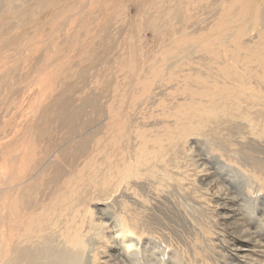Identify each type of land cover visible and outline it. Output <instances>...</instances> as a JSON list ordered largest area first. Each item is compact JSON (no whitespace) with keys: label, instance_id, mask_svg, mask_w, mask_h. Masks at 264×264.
I'll use <instances>...</instances> for the list:
<instances>
[{"label":"rangeland","instance_id":"rangeland-1","mask_svg":"<svg viewBox=\"0 0 264 264\" xmlns=\"http://www.w3.org/2000/svg\"><path fill=\"white\" fill-rule=\"evenodd\" d=\"M75 1L78 3L81 0H58L56 10L43 9V17L39 21L52 19L54 24L61 22L75 10L77 6ZM118 1H123L118 8L121 9L120 17L123 15L122 18L126 19L124 24L131 23L125 28L131 29L133 26L132 29L138 32L135 38L125 36L122 40L121 38L113 39L116 42L111 41L113 45L108 46L111 52L103 55L106 58L105 61L110 62L111 65L109 63L102 65L100 69L104 71L107 79H112L113 84H110L109 88L111 94L106 93L108 97L100 100V105L102 103L103 109L111 113L115 112L118 119L123 117L121 111L131 112L134 120L127 121L126 124L129 127L124 124L125 122H121L120 124L123 125L117 126V135L121 137L122 133L129 134L128 140L129 137L139 134V137L146 136L143 140L145 143L137 144L131 152L137 154L141 148L147 146L148 159L143 161L140 175L138 173L135 178L131 176L123 181L118 200L104 209L101 214V218L106 223L105 235H111L113 232L114 235L121 229L120 218L126 217L131 221L132 231L136 233V254L130 257L124 250L117 247L112 255L106 253L109 258H104L103 261L106 264H264V40L256 41L255 44L252 43L246 47L244 38L246 39L247 36L241 38L236 35V38L228 43L231 48L226 46L227 49L223 45L221 47V44L215 48L207 41L206 37H209L211 32L208 29L209 33H205L206 35H203L199 41L203 52H195L194 56L186 58L187 60L182 58L180 63L178 60L179 66L182 64L181 67L164 69L167 61L159 56L158 51L162 49H157L165 38L160 36L164 27H160L155 19L150 23L151 25L145 20L149 15L147 7L155 6L157 0H143V4L135 3V0L134 2L132 0ZM159 1L163 3L164 0ZM202 1H199L201 2L199 9L197 1L194 0H188V6L183 4L189 17L193 15L192 11L198 16V20L188 21L187 31L199 20L205 21L207 14L205 7H208L209 0L207 2L204 0L203 3ZM115 5L117 0L115 3L110 0L106 6H103L105 8H102L104 11H101L100 16L107 12L108 7L112 8ZM241 5L244 4L241 2ZM211 6V10L214 11L215 5ZM172 7L164 13H169ZM143 8L145 10L141 11ZM183 8H181L182 12ZM92 12L95 11L89 10L86 13L92 14ZM218 22L220 23L219 20ZM39 26V29L46 27L45 24ZM167 27L170 32L173 25L169 23ZM25 29L30 30L31 27ZM36 29L38 28L33 31L37 32ZM43 33L45 36L53 35L45 31ZM256 33L257 30L249 36L253 38ZM188 35H182V41L178 43V47H186L191 43L198 44L196 38L194 42L193 38L186 37ZM45 36L32 38L41 41L40 38ZM84 41L74 38L68 42L69 52L64 54L66 63L58 60L59 55L50 56V58H56V65L52 63L53 65L47 68L54 80L58 81L64 77V70H68L70 60L78 61L76 58L73 59L72 53L73 50L83 47ZM129 41H132L129 43L131 47L133 46L132 48L128 45ZM22 43L24 47L19 48L20 58L17 59L12 58L14 54L12 51L7 53L4 49L1 54L0 50L2 55L0 59L3 58L5 62L9 60L8 63L10 62L11 65L19 66L16 83L8 85L5 87L7 89L1 91L2 104L4 100L8 102L4 109H0L1 144L5 134L11 131V129L8 132L4 131L2 126L12 120L22 119L19 118L20 115H36L37 107L47 105L49 95L54 90H48L47 83H39L41 81L37 72L40 69L36 62L38 60L29 52L27 53L28 45L32 46L34 42ZM172 45H175L173 49L176 48V41ZM55 48L52 50H57ZM210 50H212L211 53ZM149 53L152 55L148 56ZM131 56L135 60L130 59ZM197 57H202L203 61L198 60ZM155 58L161 61L155 62ZM2 60L0 61L3 62ZM27 64H33L34 69ZM52 68L54 70H51ZM0 69L1 78L2 66ZM28 69H31V72ZM95 70L90 72L92 74L90 78L97 81L91 84L92 91L101 92L104 87L98 82V74L101 73ZM32 73L38 75L33 77ZM105 76L102 75V78L105 79ZM106 83L108 87V82ZM129 87L131 89H128ZM128 90H131L133 94H130L132 95L130 100L125 101L123 98ZM116 96L121 98L117 99ZM211 107L218 109V112L212 113V115L215 114V118L207 111ZM220 111L223 112L219 113ZM86 112L92 118L94 116L91 117V115H96V108H87ZM196 126L199 130H193L194 127L197 128ZM186 131L189 132V137ZM179 135H183L184 138ZM116 137H113V147L108 146V148L118 150L123 137L117 138L118 140ZM137 139L142 141L143 138L137 137ZM43 144L45 143H41L40 146L43 147ZM62 146L60 145L59 148ZM91 147L93 156L103 155L101 143L99 144L98 140ZM163 148L167 150L163 151ZM99 153L102 154L99 155ZM103 157L106 160L109 157L111 160L113 153L106 152L99 158L103 159ZM82 163L83 161L79 162V168L83 167ZM99 166L101 165H97L98 168ZM121 173L120 169L115 170V180L121 179ZM69 184L71 183L64 184V187ZM1 198L0 195V206ZM93 208L94 204L91 206V209ZM2 214L3 210L0 207V217ZM61 225L70 231V226L66 222ZM0 226L2 227L1 224ZM80 226V232L86 233L88 224L85 222ZM88 233L84 238L93 239L88 236ZM1 250L3 249L0 244V253Z\"/></svg>","mask_w":264,"mask_h":264},{"label":"bare ground","instance_id":"bare-ground-1","mask_svg":"<svg viewBox=\"0 0 264 264\" xmlns=\"http://www.w3.org/2000/svg\"><path fill=\"white\" fill-rule=\"evenodd\" d=\"M103 1L81 0L78 3L75 1L77 5L75 6V10L62 19L63 21L61 20V22L54 24L51 21L52 19L39 20L43 17V9L51 11L54 8L56 10V4L59 3L58 0H0L1 54L5 49L7 53H9L8 51L14 53L13 59L20 58L19 48L24 47L22 42H34L32 46L28 45V51L25 50V52H29L32 57L38 60L36 62H38L37 64L40 66V69L37 72H39L41 81L39 83H47L49 85L48 90H56L54 95L53 91L50 93L47 105L37 107L38 109L36 108V115H20L19 118L22 119L17 117L19 120L15 119L5 126L1 125L6 132L11 129L9 133H4L3 143L1 144L0 142V163L6 161L5 164H0V195L2 197V205L0 207L3 210V214L0 217L2 218L0 219V224L2 225V227L0 226L2 228L0 231V244L3 249L0 253V261H2V264H106L103 261L104 258H109V255H106V253L112 255L117 247L124 250L130 257L136 254V233L132 231L133 224L126 217L120 218L122 227L114 235L113 232L111 235L104 234L107 238H84L94 221H103L101 218L102 211L109 208L118 200L123 181L131 176L135 178L138 173L140 175L142 171L141 167L144 164L143 161L148 159L146 155L148 151L147 146L140 145L144 148H141V151L137 154L131 152L132 148L137 144L145 143L143 140L146 139V136L141 135L142 141L137 139V137L141 138L139 137L140 134L131 138L129 137L128 140L129 134L122 133L120 135L123 139L118 150L108 148V146L113 147V137L117 136L116 139L121 138L117 135V126L123 125L120 123L125 122L124 124L129 127L126 124L127 121L134 119L129 111L128 113L121 111L123 117L118 119L115 112L111 113L109 110L103 109L102 103L100 105V100L108 97L106 93L110 90V84H113L112 79H107L103 73L104 71L101 70L102 65L110 64V62L105 61L106 58L103 55H106V52H111L108 46L111 47V41H115L113 39L121 38L122 40L125 36L135 38L138 31L133 30V26L131 29L125 28V26H129L131 23L124 24L126 19L122 18L123 15L120 17L119 11L121 9L118 6L123 1L117 0L115 7H108L106 13L109 14L105 13L101 17V11L105 8L103 6H106L110 0ZM115 1L112 0L113 3ZM142 1L135 0V3L139 2L143 4ZM194 1H197L199 9V5H201L199 1L201 0ZM168 2L164 0L161 3L157 0L155 6L150 5L149 8L147 7V14L149 15L146 19L144 18L149 24L155 19L159 22L160 27H164L160 32V36L165 37L164 41L157 47V49H162L158 51L159 56L167 61L164 60L166 62L164 69H172L175 66H179L178 60L180 63L182 58H191L190 56H194L195 52H203V47L201 44L199 45V41L203 35H206L205 33H209L207 32L208 29H210L211 34L209 33V37H206L208 38L207 41L215 48L216 46L218 47V44H221V47L223 45L224 47L228 46L231 48V45L229 46L228 43L232 42L236 38V35L241 38L247 36L246 39L244 38V46L264 40V36H262L264 35V0H218L215 2L209 0L207 3L208 7H205L207 9L205 21L199 20L188 31L186 30L188 21L193 19L198 20V16L194 11H192L193 15L189 17L188 13L184 10L183 4L187 5L188 0H172ZM203 2L205 1L203 0ZM241 2L244 5H241ZM212 4L215 5L214 11L211 10ZM171 7L173 9L169 13H164V11L171 9ZM181 8H183V12ZM89 10L95 12L87 14L86 12H89ZM144 10L145 8L141 11ZM132 22L134 21L132 20ZM169 23L173 25L170 32L167 27ZM40 24H45L46 27L43 28L41 26L42 28L39 29ZM26 27H31V29L24 30ZM35 28H38L36 29L37 32L33 31ZM255 30H257L256 35L253 38L250 37L249 35ZM17 31L20 32L18 33ZM44 31L53 35L47 34L46 38L43 33ZM27 34L28 36L26 37ZM182 35H188L186 37L193 38L194 42L196 38L198 44L194 45V43H191L186 47H182L183 49L178 47V43L182 41ZM34 36L45 37H41V41H39L37 39L34 40L32 38ZM74 38L85 40L83 47L73 50V59L76 58L78 61L74 62L70 60L68 70H64V77L61 76L63 78L56 81L47 71V68L52 63L56 65V58H50V56L55 57L59 55L58 60L65 62L66 55L64 54H67L70 48H67V44L70 40H74ZM159 39L157 40L159 41ZM174 40L177 47L173 49L172 47L175 46L172 45L175 43ZM131 42L129 41L128 45ZM208 46L205 47L207 48ZM54 48L57 50H52ZM209 52L211 53L212 50ZM151 55L150 53L148 54V56ZM143 56L145 57V55ZM9 58L11 59V57ZM130 59L134 58L131 56ZM197 59L203 61L202 57H197ZM8 61H0V67L2 66L3 68V74L0 78V109L5 108L7 106L5 105L6 103L8 104L5 100L4 104H2L1 91L7 89L5 87L8 85L15 84L19 73L17 72L19 66H13ZM154 61L160 62L161 60L155 58ZM27 65L33 67V64ZM93 69H96L95 71L97 72L99 70L101 73L98 74L99 85L103 84L104 86L101 92L92 91L91 84L97 83L95 79H91L92 74L90 72ZM261 69L263 70V68ZM51 70H54V68ZM174 72L177 73L176 71ZM129 74L131 75V73ZM32 75L34 77L38 74L32 73ZM102 75L106 78H102ZM106 82H108V87H106ZM128 89L131 88L129 87ZM131 93V90H128L123 99L126 101V99L132 97ZM3 95L5 96V94ZM116 98L121 97L116 96ZM91 107L96 108V115H91V117L94 116L92 118L86 112L87 108ZM207 111L212 115V113L218 112V109L211 107ZM221 112L223 111L219 113ZM213 115L215 118V114ZM124 127L122 126V128ZM195 129L197 130L198 127H194L193 130ZM0 132L2 133V131ZM141 132L143 133L142 130ZM187 134L189 137V132ZM179 136L184 138L183 135ZM109 138L111 139V143ZM96 140H98L99 144L101 143L100 148L103 155L106 152H112L113 157L111 158L113 159L110 160L109 157L108 160L105 157L103 159L99 158L103 155L93 156L91 145ZM41 143H45L43 147L40 146ZM73 143L75 145H72ZM60 145H63L62 148H59ZM162 150L166 151L167 149L163 148ZM102 153H99V155ZM80 161H83V167L81 168H79ZM97 165H101L99 166L101 170ZM116 169L122 171L120 180H115ZM66 183L71 184L64 187ZM92 204H94L93 209H91ZM63 222H66L70 226V231L63 228L61 225ZM85 222L88 226H86V229L84 228L86 233L85 231L82 233V231L80 232V224H85ZM86 239L89 245L87 250L84 248ZM93 242L95 243L93 244ZM130 242L135 244V248L132 250H128L127 247Z\"/></svg>","mask_w":264,"mask_h":264},{"label":"clouds","instance_id":"clouds-1","mask_svg":"<svg viewBox=\"0 0 264 264\" xmlns=\"http://www.w3.org/2000/svg\"><path fill=\"white\" fill-rule=\"evenodd\" d=\"M106 227V223L104 221H94L90 228H89V233L88 236L95 238V239H100L101 237L107 238L104 235V228ZM89 245L87 244V239L85 240L84 243V248L87 250ZM128 250H132L135 248V244L130 242L128 245Z\"/></svg>","mask_w":264,"mask_h":264}]
</instances>
